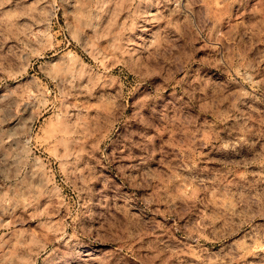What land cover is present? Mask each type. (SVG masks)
Instances as JSON below:
<instances>
[{
  "label": "rangeland",
  "instance_id": "1",
  "mask_svg": "<svg viewBox=\"0 0 264 264\" xmlns=\"http://www.w3.org/2000/svg\"><path fill=\"white\" fill-rule=\"evenodd\" d=\"M0 264H264V0H0Z\"/></svg>",
  "mask_w": 264,
  "mask_h": 264
}]
</instances>
